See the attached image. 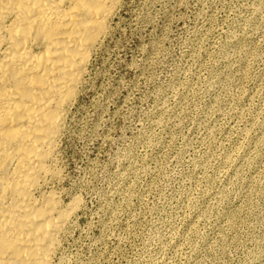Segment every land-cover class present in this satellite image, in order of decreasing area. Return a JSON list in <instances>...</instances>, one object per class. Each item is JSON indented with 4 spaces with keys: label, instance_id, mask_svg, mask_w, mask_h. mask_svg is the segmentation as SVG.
Instances as JSON below:
<instances>
[{
    "label": "rangeland",
    "instance_id": "374dc122",
    "mask_svg": "<svg viewBox=\"0 0 264 264\" xmlns=\"http://www.w3.org/2000/svg\"><path fill=\"white\" fill-rule=\"evenodd\" d=\"M118 7L59 139L56 262L264 264V0Z\"/></svg>",
    "mask_w": 264,
    "mask_h": 264
},
{
    "label": "bare ground",
    "instance_id": "6f19581e",
    "mask_svg": "<svg viewBox=\"0 0 264 264\" xmlns=\"http://www.w3.org/2000/svg\"><path fill=\"white\" fill-rule=\"evenodd\" d=\"M120 2L0 0V264L60 263L59 139Z\"/></svg>",
    "mask_w": 264,
    "mask_h": 264
}]
</instances>
